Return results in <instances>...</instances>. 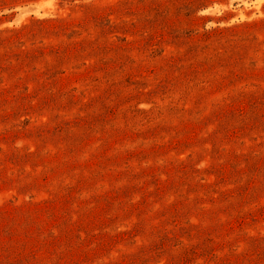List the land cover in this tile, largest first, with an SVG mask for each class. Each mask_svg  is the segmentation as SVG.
<instances>
[{
	"label": "rangeland",
	"instance_id": "rangeland-1",
	"mask_svg": "<svg viewBox=\"0 0 264 264\" xmlns=\"http://www.w3.org/2000/svg\"><path fill=\"white\" fill-rule=\"evenodd\" d=\"M0 264H264V0H0Z\"/></svg>",
	"mask_w": 264,
	"mask_h": 264
}]
</instances>
